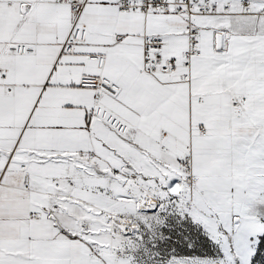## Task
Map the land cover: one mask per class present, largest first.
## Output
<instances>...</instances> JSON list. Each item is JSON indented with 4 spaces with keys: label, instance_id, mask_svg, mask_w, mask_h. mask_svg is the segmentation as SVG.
<instances>
[{
    "label": "snow or ice",
    "instance_id": "1",
    "mask_svg": "<svg viewBox=\"0 0 264 264\" xmlns=\"http://www.w3.org/2000/svg\"><path fill=\"white\" fill-rule=\"evenodd\" d=\"M0 264H264V0H0Z\"/></svg>",
    "mask_w": 264,
    "mask_h": 264
}]
</instances>
